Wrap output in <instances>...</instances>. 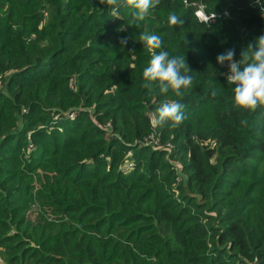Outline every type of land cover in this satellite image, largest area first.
Returning a JSON list of instances; mask_svg holds the SVG:
<instances>
[{
    "label": "trees",
    "instance_id": "obj_1",
    "mask_svg": "<svg viewBox=\"0 0 264 264\" xmlns=\"http://www.w3.org/2000/svg\"><path fill=\"white\" fill-rule=\"evenodd\" d=\"M187 1L134 22L125 4L0 0L5 264H264V106H237L216 61L264 34V0ZM199 1L230 15L203 24ZM161 50L192 70L181 97L143 86ZM165 101L178 127L155 123Z\"/></svg>",
    "mask_w": 264,
    "mask_h": 264
},
{
    "label": "clouds",
    "instance_id": "obj_2",
    "mask_svg": "<svg viewBox=\"0 0 264 264\" xmlns=\"http://www.w3.org/2000/svg\"><path fill=\"white\" fill-rule=\"evenodd\" d=\"M161 0H99L100 4L112 6L115 12L121 4L134 9L132 16L134 22L145 21L151 10L160 4ZM217 14H204L201 23L208 25L210 21L216 19ZM118 18V17H117ZM184 20L175 13L168 16L170 26H181ZM134 25L138 26L134 23ZM142 41L150 50L162 49L163 40L159 35L141 33ZM128 37H122L120 43L126 45ZM235 49H227L224 53L218 54L217 63L223 65L228 62V74L226 80L233 87L234 103L242 109L255 110L259 106H264V34L250 42L240 53L239 59H233ZM243 65V67H242ZM190 70L185 55L170 56L168 51H152L148 66L143 70L144 87L151 90L155 83L160 93H167L169 90L174 92L177 97L184 94L193 86V77L188 73ZM215 95V92H213ZM184 105L178 101H165L161 103L156 112L155 118L157 125L171 122V127H178L187 119ZM241 123H246L241 121Z\"/></svg>",
    "mask_w": 264,
    "mask_h": 264
},
{
    "label": "built area",
    "instance_id": "obj_3",
    "mask_svg": "<svg viewBox=\"0 0 264 264\" xmlns=\"http://www.w3.org/2000/svg\"><path fill=\"white\" fill-rule=\"evenodd\" d=\"M183 2L184 3H188V1L187 0H183ZM191 4H194V5H196V9H195V12H196V15H197V17L201 20V17L204 15V14H211V12L212 11H214L216 14H217V16H216V19L215 20H213V21H210L209 23H214V22H216L219 18H221V17H223V16H229L230 15V12H229V9L228 8H223L222 10H220V11H216V10H209V9H207V6H206V4L204 3V2H202V1H199L198 3H195V2H190ZM262 10L264 11V7L262 6ZM233 59H234V57H233ZM228 69H227V74H228ZM150 136V135H149ZM149 138V140H148V142H153V143H155V144H158V142H159V139H158V137L154 140V141H152V139L150 138V137H148ZM168 144H170V143H168ZM32 147V145H30V148ZM131 165H132V162H129L128 163V166H130L131 167Z\"/></svg>",
    "mask_w": 264,
    "mask_h": 264
},
{
    "label": "rangeland",
    "instance_id": "obj_4",
    "mask_svg": "<svg viewBox=\"0 0 264 264\" xmlns=\"http://www.w3.org/2000/svg\"><path fill=\"white\" fill-rule=\"evenodd\" d=\"M21 126V121H18V128ZM0 264H5L2 256L0 255Z\"/></svg>",
    "mask_w": 264,
    "mask_h": 264
}]
</instances>
